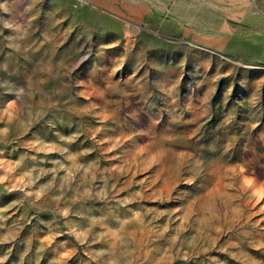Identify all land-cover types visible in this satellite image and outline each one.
<instances>
[{"label": "rangeland", "instance_id": "1", "mask_svg": "<svg viewBox=\"0 0 264 264\" xmlns=\"http://www.w3.org/2000/svg\"><path fill=\"white\" fill-rule=\"evenodd\" d=\"M0 264H264V0H0Z\"/></svg>", "mask_w": 264, "mask_h": 264}]
</instances>
